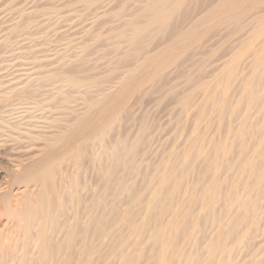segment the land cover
<instances>
[{
  "label": "bare ground",
  "instance_id": "obj_1",
  "mask_svg": "<svg viewBox=\"0 0 264 264\" xmlns=\"http://www.w3.org/2000/svg\"><path fill=\"white\" fill-rule=\"evenodd\" d=\"M185 3L149 0L140 19L128 23L129 42L167 33ZM242 21L246 37L218 73L195 85L185 144L146 172L135 166L137 139L110 142L109 123L90 119L117 86L88 99L72 124L46 138L31 163L14 171L24 186L2 207L12 231L0 238L1 258L11 257L10 264H264V0H219L132 73L152 80L199 29ZM132 73L122 81L133 80ZM75 136L76 147L50 159ZM84 144L97 164L89 179L81 172Z\"/></svg>",
  "mask_w": 264,
  "mask_h": 264
},
{
  "label": "rangeland",
  "instance_id": "obj_2",
  "mask_svg": "<svg viewBox=\"0 0 264 264\" xmlns=\"http://www.w3.org/2000/svg\"><path fill=\"white\" fill-rule=\"evenodd\" d=\"M148 1L0 0L1 239L12 231L2 207L11 206L15 200L13 195L24 186L14 171L21 164H30V158L44 146L46 138L54 137L59 128L72 124L69 122L75 119L76 111L85 108L88 99L95 98L100 91L119 86L105 105L95 109L90 119L109 123L110 142L137 139L134 162L143 172L185 144L188 136L185 113L187 108L192 110V100L197 94L195 87L201 79L209 80L218 73L240 40L246 37L240 31L245 21L199 29L188 47L178 46L183 53L180 58L148 81L143 71L134 72L136 76L132 73L135 66L148 55L169 46L180 29H187L219 0H187L167 33L129 42L128 23L140 19ZM176 54L175 51L171 56ZM129 71L135 79L130 81L126 77L129 82L125 83L121 78ZM64 77H75L87 85L73 86ZM120 80L123 85L119 84ZM180 99L186 103L179 102ZM105 106L100 116L98 110ZM78 138L73 137L64 150L58 146L55 151L58 155L54 152L55 156L52 154L50 159H58L76 147L81 142ZM90 146L83 147L87 159L84 157L81 172L87 179L97 170L95 153ZM60 148L62 152L58 151ZM3 199L5 203H1ZM2 262L10 264L11 257L6 256Z\"/></svg>",
  "mask_w": 264,
  "mask_h": 264
}]
</instances>
